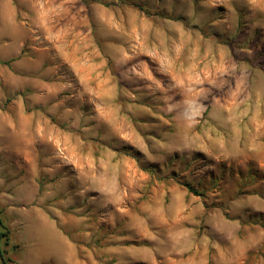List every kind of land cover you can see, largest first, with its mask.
<instances>
[{"label":"rangeland","instance_id":"374dc122","mask_svg":"<svg viewBox=\"0 0 264 264\" xmlns=\"http://www.w3.org/2000/svg\"><path fill=\"white\" fill-rule=\"evenodd\" d=\"M0 210L11 264H264V0H0Z\"/></svg>","mask_w":264,"mask_h":264},{"label":"trees","instance_id":"16d2710c","mask_svg":"<svg viewBox=\"0 0 264 264\" xmlns=\"http://www.w3.org/2000/svg\"><path fill=\"white\" fill-rule=\"evenodd\" d=\"M12 61L2 62L5 65L10 66ZM192 193L195 192L192 188H189ZM3 211L0 210V258L2 260V264H11L12 260L7 257V252L2 249L3 246L10 247L11 246V230L6 225L4 218L2 217ZM17 249V247H16Z\"/></svg>","mask_w":264,"mask_h":264}]
</instances>
